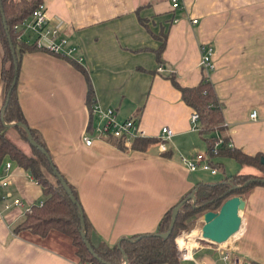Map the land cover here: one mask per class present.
Returning a JSON list of instances; mask_svg holds the SVG:
<instances>
[{"label":"crops","instance_id":"1","mask_svg":"<svg viewBox=\"0 0 264 264\" xmlns=\"http://www.w3.org/2000/svg\"><path fill=\"white\" fill-rule=\"evenodd\" d=\"M42 3L83 59L42 48L24 51L18 99L28 124L40 132L60 173L76 188L95 244L113 245L122 236L155 231L165 212L200 182L222 181L234 173L261 174L232 156L208 154L206 135L192 129L193 108L178 86H195L208 74L223 103L215 142L220 145L227 136L231 148L264 154V0H179L176 7L172 0ZM27 37L33 39V33ZM204 44L213 48L210 72L200 64ZM4 55L0 37V117L6 96ZM94 102L114 107L119 119L137 118L145 131V138H139L143 146L114 139L86 144L83 136L93 133L96 123ZM253 110L255 117L250 116ZM164 125L173 135L162 151L157 143ZM181 155L207 156L213 165L218 162L219 172L210 176L206 170H190ZM7 161L12 167L8 183L0 185V264H81L65 254L67 249L51 244L58 241L54 234L39 238L13 231L27 207L40 203L44 194L10 156L0 162V176ZM231 163L236 171L230 174L226 165ZM6 193L9 201L18 197L24 204L5 208ZM240 196V229L222 243L198 235L189 258L178 254L183 264H227L225 247L264 264V184H254ZM199 218L196 231L203 224Z\"/></svg>","mask_w":264,"mask_h":264},{"label":"trees","instance_id":"2","mask_svg":"<svg viewBox=\"0 0 264 264\" xmlns=\"http://www.w3.org/2000/svg\"><path fill=\"white\" fill-rule=\"evenodd\" d=\"M40 3L42 0H0V37L5 51L2 76L6 84L4 113L0 117V162L6 156L15 159L42 186L44 194L42 203L34 204L25 217L14 226L13 231L17 234L26 232L29 236L39 238H47L52 234L57 238L64 235L69 239L70 246L69 251L63 250L68 253L62 252L69 254L68 256L81 264H124L126 260L125 264H183L178 256V245L175 239L179 231L182 228L188 231L193 229L204 212L218 210L227 198L241 195L254 184H264V182L255 181L244 185L252 177L264 178V154L258 152L251 155L244 153L241 149L231 148L228 146L227 136H222L221 144L214 151L212 149L216 139L214 129L218 128L223 121V103L216 95L209 75L204 74L195 86H178L184 101L199 113L200 132L206 135L208 154L213 157L232 156L241 164L257 167L261 174L234 173L226 176L222 181L198 183L180 199L194 192L195 201L189 198L179 207L174 227L168 237H162L159 233L168 230L171 212L177 203L165 212L155 231L122 236L120 245L118 242L110 245L104 241L95 244L91 239V224L84 212V220L81 221L82 206L76 188L60 173L40 132L28 124L18 99L17 79L21 55L26 50L39 47L34 42L19 39L18 31L13 26L29 16ZM9 37L15 49V56L10 47ZM14 79L16 82L13 84ZM175 84L178 85L176 82ZM87 94L88 98L93 97L90 83H88ZM5 122L25 123L42 148L30 145L31 152L24 151L7 133L13 131L28 141L25 128L19 124L6 125ZM140 141L142 140L137 138L133 143L142 147L143 144ZM43 149L48 155L43 152ZM214 164L218 165V162ZM55 171L67 181L69 190L62 185ZM82 231L96 255L87 248Z\"/></svg>","mask_w":264,"mask_h":264},{"label":"built area","instance_id":"3","mask_svg":"<svg viewBox=\"0 0 264 264\" xmlns=\"http://www.w3.org/2000/svg\"><path fill=\"white\" fill-rule=\"evenodd\" d=\"M173 6L179 5V0H172ZM194 22L196 19L193 20ZM13 28L18 31V38L25 39L27 42H34L37 47L48 50L54 54H59L66 57L76 58L81 61L83 59L82 54L79 53V48L76 45H72L69 42L64 28L59 24L53 22L46 14V8L43 3H40L32 13L16 22ZM32 32L33 39L27 37V34ZM213 48L211 45L201 46V59L200 64L202 69L206 72L213 70L215 64L213 61ZM162 69L161 66L158 67ZM92 114L96 116V123L93 125V133H85L83 140L86 144L91 145L95 140H119L126 144H131L137 138H145V131L140 126L139 121L135 117H129L125 119H119L117 111L114 107H104L98 102H94L91 107ZM251 117L256 116V111L251 112ZM191 127L194 130H198L199 126V113L193 110L190 115ZM173 135V130L164 125L161 128L158 135V146L160 150L165 151L168 148V141ZM219 142H215L213 150L218 147ZM182 162L188 166L190 170H206L211 174L219 172V167L213 165L207 158V156L199 155L197 157H189L181 155ZM12 167L11 161L5 162V174L0 176V185L4 186L8 183V175ZM10 194L6 193L2 195L5 208L11 206H22L24 201L21 198L15 197L12 201L8 200ZM42 201L40 202V204ZM32 206L27 207V211H30ZM184 239L189 240L184 236ZM179 247V245H178ZM180 248V247H179ZM180 250V251H179ZM178 254L181 258H189V246H185L184 249H179ZM222 257L227 264H254V262L241 254L234 252L231 248L225 247L222 249Z\"/></svg>","mask_w":264,"mask_h":264},{"label":"water","instance_id":"4","mask_svg":"<svg viewBox=\"0 0 264 264\" xmlns=\"http://www.w3.org/2000/svg\"><path fill=\"white\" fill-rule=\"evenodd\" d=\"M4 19V16H3ZM10 47L12 50L13 55L15 56V49L13 46V43L9 37ZM16 82V79H14L13 84ZM6 125L11 124H19L23 126L27 132L28 135V142L31 146L42 148L38 142L33 138L29 127L23 123V122H5ZM43 152H45L47 155V151L43 149ZM55 174L60 179L62 185L69 190L70 187L67 183V181L64 179V177L58 172L55 171ZM264 182V178L261 177H252L248 179L244 185H248L251 182ZM191 198L193 201H195V195L194 192L189 193L185 198L180 200L172 209L171 212V221L169 224L168 230L165 232L159 233L162 237H168L174 227L177 213L179 210V207L182 205L183 202H185L187 199ZM243 205V200L240 195H233L220 205L218 210H208L204 212L202 215L203 224L201 226V234L203 238H206L208 240H211L216 243H222L226 241L233 233L238 231L241 226V215H240V208ZM83 211L81 210V221H83ZM82 236L84 238V241L86 243L87 248L90 252L94 253L93 247L89 240L86 238L85 233L82 231ZM120 240H118V245H120ZM95 254V253H94ZM96 255V254H95ZM126 257V255H124ZM127 263V260L125 261ZM124 263V264H125Z\"/></svg>","mask_w":264,"mask_h":264},{"label":"rangeland","instance_id":"5","mask_svg":"<svg viewBox=\"0 0 264 264\" xmlns=\"http://www.w3.org/2000/svg\"><path fill=\"white\" fill-rule=\"evenodd\" d=\"M10 137H11V139L18 145V146H20L24 151H26V152H28V153H30L31 152V147H30V144L28 143V141L25 139V138H23V137H21L19 134H17V133H15V132H8L7 133ZM226 167H227V170H228V173H233L234 171H236L235 170V168H233L232 167V163L231 164H228V165H226ZM210 175V174H209ZM210 176H214L213 174H211ZM221 179V178H220ZM220 179H214V178H211L210 179V181H219ZM203 217V216H202ZM202 217L201 218H199L200 220L202 219ZM203 220V219H202ZM198 223V222H197ZM197 225V224H196ZM195 227L196 226H194V228L193 229H191V230H185V229H181L180 231H179V233H178V235L176 236V242H177V238L179 237V236H186V237H191L194 241H193V244L191 245V246H193L194 245V242H198V239H197V236L198 235H202L201 234V229L198 227L197 228V231L196 230H194L195 229ZM57 238V237H56ZM60 238V239H59ZM59 238H57L58 239V241L60 240L61 242L60 243H57L54 239H52L50 242H51V244H53L54 246H56V247H60L61 246V249L62 250H68L69 249V246H70V243H69V239H67L64 235H60V237ZM65 244V245H64ZM190 247V246H189ZM69 251V250H68Z\"/></svg>","mask_w":264,"mask_h":264},{"label":"bare ground","instance_id":"6","mask_svg":"<svg viewBox=\"0 0 264 264\" xmlns=\"http://www.w3.org/2000/svg\"><path fill=\"white\" fill-rule=\"evenodd\" d=\"M234 234V233H233ZM189 238V237H188ZM177 243H178V245H179V247L181 248V249H184L185 248V246H191L192 244H193V239L192 238H189V240H187V239H184V236H179L178 238H177Z\"/></svg>","mask_w":264,"mask_h":264}]
</instances>
